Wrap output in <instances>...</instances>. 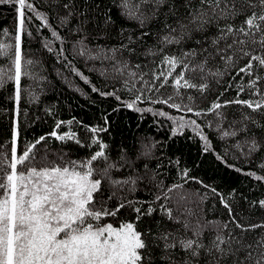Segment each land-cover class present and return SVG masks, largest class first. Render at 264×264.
Listing matches in <instances>:
<instances>
[{
    "label": "snow or ice",
    "instance_id": "1",
    "mask_svg": "<svg viewBox=\"0 0 264 264\" xmlns=\"http://www.w3.org/2000/svg\"><path fill=\"white\" fill-rule=\"evenodd\" d=\"M83 3L82 7L79 0H47L58 27L67 29L62 35L51 24L48 12L40 11L34 0H0V5L9 4L15 9L14 33L10 35L6 28L0 30V89L13 83L11 99L16 105V116L20 115L23 93L28 92L33 101L37 99L22 88V77L43 79L35 71L37 62L22 51L23 37L32 35L29 25L35 18L40 22L38 32L41 28L50 30L51 39L44 44L49 53L58 60H67L65 48L56 49L53 44L70 43L74 58L79 57L86 65L91 62L90 71L99 72L105 79L119 81L120 91L126 92L129 99L122 100L117 91L105 92L95 86L93 92L114 96L129 110L166 117L172 122L173 136L191 130L203 142L204 153L213 151V145L197 119L186 118V114L197 118L211 114L222 140L243 137L232 147L241 150L245 157L264 152V135H258L264 134V122L252 115L264 118V0H94L91 7L104 17L103 37L96 31L98 21L87 15L89 0ZM112 7L117 10L115 17L109 14ZM161 15L164 20L156 31L157 44L146 51L143 38L150 32L125 35L123 24L117 45L90 46V38L111 39L121 21L135 22L137 29H144L150 20ZM170 18L174 23L169 22ZM89 24L93 27L89 28ZM196 34H200V39L195 38ZM186 39L196 47L182 46L175 52L169 49L171 45H182ZM141 55L158 60L151 61L149 67L139 62ZM160 65L166 70L159 71ZM64 67L85 84L91 83L72 61ZM233 72L235 75L225 88V92L235 89L236 95L231 99L222 100L221 92L207 107L200 108L193 105L192 95L185 94V90H195L207 99L204 94L210 91L209 78L221 84ZM166 86L174 89L172 94L161 92ZM242 93L248 98H242ZM140 104H163L183 114L172 116L163 110L139 107ZM231 105L240 106V117L228 121L223 109ZM225 122L227 129L221 127ZM74 123L82 122L75 118L57 120L51 132L25 143L21 141L18 120H12L10 140L0 143V264H264V221L247 222L248 218L234 213L227 197L212 188L229 220L202 223L197 217L193 222L191 210L180 211L178 207L187 196L181 194L178 200L173 196L188 179H195L186 169L180 172L184 183L157 182L152 200L130 198L146 176L139 172L118 175L125 164L131 167V162L123 149L119 160H113L109 145L99 137L109 130L108 116L103 117V126L82 125L90 133L87 144L70 129L58 133L63 125ZM49 137L62 143L73 141L89 149L90 154L72 159L63 151L52 153L46 143ZM93 148L96 150L91 151ZM217 159L238 173L264 182V174L244 172L229 164L225 155H217ZM144 167L147 173L148 165ZM259 169L264 173V157ZM250 203L264 209V198ZM173 204L177 207L170 206ZM121 210L135 213L134 220L130 215L119 218ZM157 212L160 219L155 218ZM109 217L113 218L111 222ZM144 217L151 218L152 223L140 229L138 224ZM209 229L212 236L206 241L204 234ZM257 229L261 231L250 238Z\"/></svg>",
    "mask_w": 264,
    "mask_h": 264
},
{
    "label": "trees",
    "instance_id": "2",
    "mask_svg": "<svg viewBox=\"0 0 264 264\" xmlns=\"http://www.w3.org/2000/svg\"><path fill=\"white\" fill-rule=\"evenodd\" d=\"M36 6L42 12H48L51 24L57 28L62 35H66L67 29L58 27V21L55 13L50 11L47 6V0H34ZM108 3V0H104ZM81 6H84L83 0H79ZM94 0H89V8L87 15L94 20L98 21L97 33L101 37L104 35V17L98 15L94 7L91 5ZM43 5V6H41ZM108 11V9H105ZM116 8L112 7L110 15H116ZM167 11V9H165ZM31 15V13H29ZM14 19L15 9L9 4L0 5V30L8 29L10 35L14 33ZM164 17L150 20L144 29H137L135 22L121 21L116 29L112 31L111 39L90 38V46L95 44L117 45L120 42L118 35L120 24H123L127 30L125 35L132 33L139 35L140 31H149L150 35L143 38L144 50L157 44V28L163 24ZM170 23H174L172 18L169 19ZM39 21L33 18L32 23L29 25V31L32 33L30 36H24L22 42V51L24 55L37 62L35 71L38 76L43 79L33 80L30 78L22 77V88L29 90L34 94L37 99L33 101L32 97L25 92L22 94V101L19 105L20 115L16 116V105L11 99L13 95L14 85L9 82L4 88L0 89V143L10 140L12 120H18L21 132V141L28 142L34 140L39 135H44L53 130L57 120L68 121L75 118L76 121L82 123H74L73 125H63L58 129V133L63 134L64 131L69 129L77 134V137L87 144L90 140V133L86 132L82 125L95 126L97 124L103 126V117L108 116L110 121L108 125V132L100 133L99 137L102 141L109 145L108 152L113 160H119L121 156V149L124 150L123 154L131 162V167L125 164L122 173L139 172L140 175L146 178L139 184V190L130 196L132 199L152 200V193L156 191L155 184L163 182L164 185H171L173 183H184L181 179V170H188L190 177L195 179H188L184 184V188L177 190L173 196L178 200L181 194L186 195L187 199L179 203L180 211L190 209L194 214L190 219L195 222L197 217L201 218L203 223L205 220L211 222H222L229 220L227 210L220 204L219 196H215L211 189L215 188L221 196L227 197L228 202L233 207L234 213H240L245 218H248L249 223H260L264 221V209L259 206L253 207L250 202L258 201L264 198V182H258L251 177L238 173L233 169L228 168L223 162L217 159V155H225L229 164H233L236 168L242 169L244 172L255 171L260 172L259 164L261 157H264V152H259L254 156L245 157L242 155L241 150L232 147L238 138H225L221 139V133L216 127L215 118L209 114L202 117H194L191 114H186L187 117L197 119L201 124L204 134L209 137L213 145V151L204 153L202 151L203 142L195 137L191 130H184L181 133L173 136L171 129L172 122L166 117L154 116L152 113H138L123 107L119 101L112 97H104L97 92L92 91L95 86L101 91H117L122 100H128L129 96L126 92L120 91L121 85L119 81L111 78L105 79L97 71H90L92 63L87 65L79 57L74 58L73 48L71 44L60 45L54 43L53 47L59 49L64 47L67 60L62 58L58 60L54 53H49L44 47V44L51 39L50 30L41 28L37 31ZM89 28L93 27L92 24L88 25ZM196 39H200V34H196ZM6 41L7 37L4 38ZM126 42V41H125ZM196 47L192 40L186 39L182 45H171L169 49L173 52L177 51L180 47ZM133 63L136 58L133 57ZM158 60L157 57L140 56L139 62L151 66V61ZM72 61L74 67L81 71L89 78L91 83L85 84L78 76H75L64 64ZM96 67L99 68V62H96ZM147 70V69H145ZM159 71L166 70V66L160 65ZM235 73L226 75L221 84H216L214 80L209 78L210 91L204 95V99L200 93L195 90H185V94L194 97L193 105H198L200 108L207 107L211 101L221 92H224L223 99H231L236 93L234 88H225L228 86V81L232 79ZM239 81V77H236ZM116 89V90H114ZM174 89L166 86L161 89L164 95L172 94ZM241 97L248 98L246 93H242ZM187 103V101H185ZM139 107H152L155 110H163L169 115L178 116L183 113L177 112L175 109L168 108L163 104H140ZM240 106L231 105L225 112L228 121L239 119ZM114 109H118L114 111ZM47 110V111H46ZM243 111H249L243 109ZM253 116L258 117V114L253 113ZM39 117V119H36ZM221 127L227 129L228 123L225 122ZM258 131V130H257ZM258 135H264L259 134ZM49 150L52 153L63 151L68 154L72 159H79L86 157L90 154L89 149L82 148L73 141L58 142L54 138L49 137L46 141ZM93 148L91 151H95ZM55 159V156L52 157ZM179 161V164L176 163ZM148 165L149 171L145 170L144 165ZM154 176V179H152ZM182 180V181H181ZM200 181L201 183H198ZM205 185L209 187H205ZM200 189V190H199ZM150 190V191H149ZM127 195V193H125ZM200 197H205L201 200ZM177 207V205H170ZM174 214H179L176 212ZM134 220L135 213H130L128 210H121L119 218L128 216ZM156 219H160L159 212L155 214ZM239 218V217H238ZM113 218L109 217L108 222ZM117 222H119L117 220ZM152 223L151 218L144 217L139 222L138 227L143 229ZM167 223V221H165ZM216 225L213 224V227ZM222 227V224L219 225ZM155 227V225H153ZM229 227L234 225L229 224ZM261 230L257 229L256 233L250 234L254 236ZM205 240L212 236V231L209 229L205 232Z\"/></svg>",
    "mask_w": 264,
    "mask_h": 264
},
{
    "label": "bare ground",
    "instance_id": "3",
    "mask_svg": "<svg viewBox=\"0 0 264 264\" xmlns=\"http://www.w3.org/2000/svg\"><path fill=\"white\" fill-rule=\"evenodd\" d=\"M92 65V64H91ZM114 90H116V89H114ZM117 91H118V89H117ZM127 100V99H126ZM120 103V102H119ZM124 107V106H123ZM206 135V134H205ZM182 181V180H181ZM200 190V189H199Z\"/></svg>",
    "mask_w": 264,
    "mask_h": 264
}]
</instances>
